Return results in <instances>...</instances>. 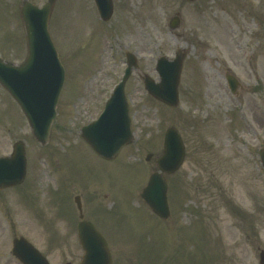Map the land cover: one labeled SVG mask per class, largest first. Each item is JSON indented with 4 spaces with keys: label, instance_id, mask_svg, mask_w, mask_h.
Returning a JSON list of instances; mask_svg holds the SVG:
<instances>
[{
    "label": "rangeland",
    "instance_id": "374dc122",
    "mask_svg": "<svg viewBox=\"0 0 264 264\" xmlns=\"http://www.w3.org/2000/svg\"><path fill=\"white\" fill-rule=\"evenodd\" d=\"M30 1L39 6L47 2ZM58 1L50 28L67 83L51 141L45 151L39 149L48 156L51 173L42 166L39 174L35 158L39 189L27 181L0 196V264L9 257L1 243L12 219L9 211L22 221L18 226L25 235L48 250L44 234L55 223L51 245L67 243L64 231L70 234L71 227L64 218L74 220L68 215L76 207L70 199L79 194L89 216L108 233L116 264H259L257 247L264 248L259 156L264 149V0H114L109 25L100 21L93 0ZM21 2L0 0V50L13 59L22 57L17 49L25 41ZM176 15L180 24L170 29ZM179 49L186 53L179 106L154 100L134 74L126 94L135 141L113 164L99 159L81 142L80 130L102 112L124 73L125 53L136 52L141 71L158 82L157 60L174 58ZM227 73L240 82L236 93ZM0 114V155L11 154L15 141L22 139L34 156L37 148L23 115L1 94ZM169 127L182 135L186 159L168 177L172 216L166 227L149 215L140 195L157 169ZM149 153L153 156L147 162ZM90 196L97 199L94 209ZM58 254L50 250L52 262Z\"/></svg>",
    "mask_w": 264,
    "mask_h": 264
},
{
    "label": "water",
    "instance_id": "95a60500",
    "mask_svg": "<svg viewBox=\"0 0 264 264\" xmlns=\"http://www.w3.org/2000/svg\"><path fill=\"white\" fill-rule=\"evenodd\" d=\"M55 1L49 0L41 9L27 1L24 2L22 19L27 33V60L21 67L0 63L2 66L0 82L19 102L29 119L34 135L42 143H46L49 139L65 79L64 68L58 59L48 30V22ZM96 2L103 19L108 20L113 12L112 1L96 0ZM177 25L178 19H175L171 27ZM182 64L181 51L173 62H169L166 58L160 59L157 67L160 82L155 83L146 77L147 91L167 105L177 106ZM132 65H136L133 59L129 63L125 80L116 88L100 120L83 129V137L99 155L106 159H113L125 145L133 140L129 108L124 93L125 81L130 75ZM7 68L11 69V74L6 71ZM228 82L233 90L238 86V81L231 76L228 77ZM20 148L21 145H16L12 158L0 159V187L21 181L25 171L24 153ZM261 157L264 164V151H261ZM184 158L185 147L182 138L175 129L170 128L165 136L164 155L158 161L160 170L172 174L180 168ZM166 190L167 187L161 175L156 173L152 176L143 195L155 212L163 217H167L169 213ZM80 236L87 252L84 264H111L107 244L92 225L81 224ZM31 251L30 249L26 253V258L33 256Z\"/></svg>",
    "mask_w": 264,
    "mask_h": 264
},
{
    "label": "flooded vegetation",
    "instance_id": "af4514ba",
    "mask_svg": "<svg viewBox=\"0 0 264 264\" xmlns=\"http://www.w3.org/2000/svg\"><path fill=\"white\" fill-rule=\"evenodd\" d=\"M10 217V213H7ZM1 217V216H0ZM19 220H14L11 219L7 226H5V228L7 230H5V232H3V235H1V238L3 239V241L5 243H3L1 241V243L6 247L7 245V249L8 252L6 253V255H9V257L5 258V264H23V262H21L14 254V239L17 236H21L22 234H20L19 232H23L22 227L20 229L19 225ZM71 223L76 222V221H70ZM46 235V239L48 241V250L41 248L40 246L36 245L32 240L31 242L33 243V245L43 254V256L47 259L49 264H80L81 260H82V256H83V252L81 250V247L79 246V244H77L76 242H74L72 245H67V244H63V242H58L55 245H51V240H50V235L49 234H44ZM9 240V242H8ZM62 245V246H61ZM259 248V247H258ZM58 250V253L60 251V255L58 254V261L57 262H52L50 259V250ZM10 256L13 258V260L15 262L11 261ZM37 264V263H36Z\"/></svg>",
    "mask_w": 264,
    "mask_h": 264
},
{
    "label": "bare ground",
    "instance_id": "6f19581e",
    "mask_svg": "<svg viewBox=\"0 0 264 264\" xmlns=\"http://www.w3.org/2000/svg\"><path fill=\"white\" fill-rule=\"evenodd\" d=\"M223 35H224V32H223Z\"/></svg>",
    "mask_w": 264,
    "mask_h": 264
}]
</instances>
